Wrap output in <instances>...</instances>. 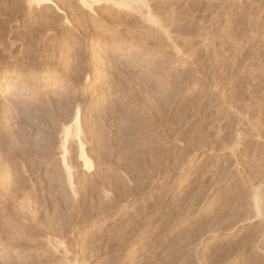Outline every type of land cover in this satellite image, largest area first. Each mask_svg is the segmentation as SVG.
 Listing matches in <instances>:
<instances>
[{
	"label": "rangeland",
	"instance_id": "374dc122",
	"mask_svg": "<svg viewBox=\"0 0 264 264\" xmlns=\"http://www.w3.org/2000/svg\"><path fill=\"white\" fill-rule=\"evenodd\" d=\"M48 1L0 0V264H264V0Z\"/></svg>",
	"mask_w": 264,
	"mask_h": 264
},
{
	"label": "bare ground",
	"instance_id": "6f19581e",
	"mask_svg": "<svg viewBox=\"0 0 264 264\" xmlns=\"http://www.w3.org/2000/svg\"><path fill=\"white\" fill-rule=\"evenodd\" d=\"M32 1V3H34V2H36L37 4H43V3H48V2H50V1H48V0H31ZM34 1V2H33ZM48 1V2H47ZM104 1H106L107 3H110V2H113L112 4L113 5H115L114 7H117L118 6V8H125V9H127V10H131V11H138V13H139V11H140V13H139V15H144V12L143 11H146L147 9H146V6H145V3L144 2H141V3H139V2H128V1H124V0H120V1H113V0H79L78 1V3L82 6V8H84L86 11H90V12H93V13H95V6L97 7V6H99V5H102L103 4V2ZM142 1V0H141ZM35 3V4H36ZM146 5H147V3H146ZM57 6V5H56ZM144 6H145V9H144ZM150 7V6H149ZM149 7H148V5H147V8L149 9ZM60 10V9H59ZM150 10V9H149ZM136 11V12H137ZM89 12V13H90ZM148 14H147V13ZM145 12V22L146 23H148V24H150L151 25V30H153V29H155L156 28V30H153V31H157V32H161V33H164V31H162L163 29V27L161 26V22L160 21H158L157 19H155L156 17H153L152 15H151V13H149V12H151V10L150 11H146ZM99 15V14H98ZM143 18H144V16H143ZM142 18V19H143ZM144 22V23H145ZM160 22V23H159ZM157 28H161L160 30L159 29H157ZM168 30H169V28H168ZM169 32V31H168ZM167 31H165V33L167 34L168 33ZM170 34V33H169ZM164 35V34H163ZM171 37V36H170ZM167 39V38H166ZM170 40V39H169ZM166 41V40H165ZM79 112H77L76 113V119H75V123H77V126H78V119H79ZM65 127H63V129H64ZM67 130H69V128L67 129ZM63 133V132H62ZM70 133V132H69ZM71 134V133H70ZM64 135H65V133H64ZM79 135H80V131H79ZM66 136V135H65ZM82 136V135H81ZM77 137V136H76ZM63 138V137H62ZM63 139H65V142H64V144L65 143H67V139L64 137ZM76 139H78V138H76ZM80 139V138H79ZM85 139V138H84ZM83 144V143H82ZM81 144V146H83ZM84 148L83 147H81V152H82V154H83V159H84V169H91V163H90V161L89 160H87L85 157V155H84V150H83ZM65 152V151H64ZM62 165H63V167L65 168V170L67 171V173H68V179L70 180V188L71 187H73V182H72V179H73V175H71V174H73L72 172L70 173V167L68 166V163H67V158L65 157V154L63 155V157H62ZM15 162V161H14ZM17 163V162H16ZM2 165V164H1ZM4 166V168H7L8 170L7 171H5L4 170V168H3V170H1L0 171V202H3L4 203V208H3V212H5L4 214H6V215H4V216H2V214L0 215L1 216V218H0V243H3V241H4V243H6V245H8V243L9 244H11L10 246H12V248L14 249H16V247H19V244L18 243H20V241L22 240V238H24V240H27L26 238H27V236H26V232H25V230L27 229V228H29V227H31V224L29 225L28 224V221L26 222V216H25V212H24V210L23 209H18V208H13V205L15 204H13L12 205V203H11V199H8L7 198V191H6V189L5 188H3L2 187V184L3 183H1L2 182V179H4L5 178V176H6V174L8 173V171L9 170H11V169H13V165L11 164V163H6V164H4L3 165ZM16 166V165H15ZM31 167V166H30ZM1 168V167H0ZM2 169V168H1ZM19 169V168H18ZM89 169V170H90ZM88 170V171H89ZM20 171V170H19ZM27 173V172H26ZM8 176V175H7ZM25 179V178H24ZM32 180V179H31ZM7 181V180H6ZM26 182V181H25ZM56 182V181H55ZM69 182V181H68ZM20 183V182H19ZM46 185V184H45ZM56 185V184H55ZM68 185H69V183H68ZM15 186V185H14ZM18 186V185H17ZM22 186V185H21ZM35 186V185H34ZM49 186V185H48ZM23 187H25V186H23ZM32 187V186H31ZM45 187V186H44ZM20 188V187H19ZM18 188V189H19ZM29 188V187H28ZM55 188V187H54ZM22 189V188H21ZM52 189V188H51ZM72 189V191H73V188H71ZM70 189V190H71ZM27 190V189H26ZM9 191V190H8ZM48 191V190H47ZM53 191V190H52ZM71 191V192H72ZM18 192V191H17ZM15 194V193H14ZM47 194H49V193H47ZM72 194H74V192H72ZM57 195V194H56ZM47 196V195H46ZM74 196V195H73ZM50 197H52V196H50ZM12 198V197H11ZM54 198V197H53ZM73 198V197H72ZM40 199V198H39ZM47 199V198H46ZM50 201V200H49ZM13 202V201H12ZM35 204V203H34ZM17 204H15V206H16ZM72 205H73V203H72ZM12 206V208H13V211L15 210V212H13V211H11V210H9V208ZM44 206V205H43ZM17 207H19V206H17ZM41 207V206H40ZM12 208H10V209H12ZM33 208V207H32ZM30 209V208H29ZM30 212V211H29ZM72 212H74V211H72ZM33 213V212H32ZM40 213V212H39ZM73 215V214H72ZM32 218V217H31ZM30 218V219H31ZM56 218V217H55ZM29 220V219H28ZM53 223V222H52ZM32 228V227H31ZM31 228L29 229V231H31ZM38 228V227H37ZM33 229V228H32ZM46 230V229H45ZM35 231V230H34ZM34 231H32L33 233L29 236V238L31 239V240H33L34 241V239L37 237L36 235L37 234H35L34 233ZM38 231V230H37ZM47 231V230H46ZM52 232V231H51ZM50 232V233H51ZM4 233V234H3ZM38 233V232H37ZM42 233V232H41ZM47 233H48V231H47ZM45 234V233H44ZM49 234V233H48ZM39 236V235H38ZM46 236V235H45ZM49 236V235H48ZM51 237V236H50ZM28 238V239H29ZM49 238V237H48ZM38 239V238H37ZM45 239H47V238H45ZM56 239V238H55ZM58 240V239H57ZM57 240H56V243H52V245L53 246H55V247H58L59 248V243L57 244ZM23 241V240H22ZM48 241V240H47ZM46 241V242H47ZM50 241L52 242V240H51V238H50ZM49 241V242H50ZM50 242V243H51ZM21 244V243H20ZM5 245V244H4ZM3 245V246H4ZM22 245V244H21ZM47 245V244H46ZM51 245V246H52ZM58 245V246H57ZM61 245V244H60ZM10 246H9V248H10ZM48 246L50 247V245L48 244ZM55 247H54V249H55ZM61 247V246H60ZM11 248V249H12ZM28 249V248H27ZM50 249V248H49ZM7 250H8V248H7ZM10 250V249H9ZM17 250V249H16ZM19 250V249H18ZM59 250V249H58ZM15 251V250H14ZM56 251V250H55ZM62 251V250H61ZM56 252H58V251H56ZM55 252V253H56ZM57 254V253H56ZM59 254V253H58ZM62 256V255H61ZM58 257V256H57ZM51 258V257H50ZM65 258H66V256H65ZM64 258V259H65ZM24 259V258H23ZM54 259V258H53ZM69 259V258H68ZM58 260V259H57ZM70 260V259H69ZM68 260V261H69ZM24 261V260H23ZM65 262V261H64ZM70 262H71V260H70ZM72 263V262H71ZM20 264V263H19ZM30 264V263H29ZM73 264V263H72Z\"/></svg>",
	"mask_w": 264,
	"mask_h": 264
}]
</instances>
